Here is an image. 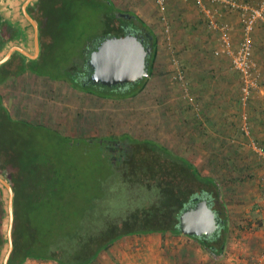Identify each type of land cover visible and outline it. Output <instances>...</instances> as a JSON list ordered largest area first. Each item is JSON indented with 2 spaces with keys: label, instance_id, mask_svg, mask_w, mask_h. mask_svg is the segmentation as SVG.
Wrapping results in <instances>:
<instances>
[{
  "label": "rangeland",
  "instance_id": "1",
  "mask_svg": "<svg viewBox=\"0 0 264 264\" xmlns=\"http://www.w3.org/2000/svg\"><path fill=\"white\" fill-rule=\"evenodd\" d=\"M248 1L257 3V0ZM38 8L40 16L37 18L44 29L43 51L37 64L42 72L33 73L37 77L18 79L14 84L20 90L5 92V95L14 118L42 125L22 134L15 151L22 159L26 157V161H30L27 166L31 176L24 182L29 184L32 199L36 200L33 203L28 199L30 201L19 208L18 215L23 216L22 211H25L22 221L31 223L34 238L43 243L40 251L52 256L57 253L51 250L55 243L54 247L60 248L63 256L74 255L75 250L88 243L86 235H92L96 243L101 240L99 229L109 224L108 217L121 226L120 216L125 209L134 214L147 204L153 212L158 210L160 200L152 199L146 190L142 193L144 201L136 202L133 207L129 205L131 198L137 195L130 189L129 182L123 180L126 173L120 171V165L116 164L119 160L114 157L122 154L125 145L139 152L148 151L146 142L150 141L169 147L176 155L193 163L203 176L218 181L221 196L214 206L222 212L223 220H227L222 230L225 250L243 247L252 227L247 221L250 217L242 218L251 214L253 221L262 222V214L257 210L260 203L264 206L260 185L250 178L256 170L264 174V162L251 145L246 152L242 150L243 157L237 159L243 161L238 162L231 154L232 147L213 146L215 141L204 143L202 138L195 140L199 138L200 128L194 127L187 113L188 104H192L191 93L186 80H178L169 50V54H161L153 75L145 81V90L133 99L98 100L73 89L71 82L81 83V76L87 71L82 67L100 37L115 35L109 34L115 28L112 17L107 16L112 11L101 0H41ZM29 47L31 54L36 55L35 40ZM10 48L8 46V50ZM93 87L102 88L97 84ZM19 125L18 129L23 130ZM128 135L136 143L130 139L122 141ZM146 157L133 154L131 159L143 162L148 160ZM51 173L55 174L57 182ZM49 184L55 187L51 189ZM2 198L8 208V192ZM39 198L43 203H37ZM158 217L164 215L159 213ZM8 226L9 214L6 234ZM121 239L123 252L131 245L133 260L141 264H230L222 257L225 252L218 259L201 243L193 245L192 240H186L181 234L155 232ZM150 247H154L153 253ZM195 249L208 261L191 259V263L188 254ZM251 261L250 258L247 264Z\"/></svg>",
  "mask_w": 264,
  "mask_h": 264
},
{
  "label": "crops",
  "instance_id": "2",
  "mask_svg": "<svg viewBox=\"0 0 264 264\" xmlns=\"http://www.w3.org/2000/svg\"><path fill=\"white\" fill-rule=\"evenodd\" d=\"M41 0H0V24L2 25L0 35L8 27L15 29V37L6 40L0 45V56L5 54L2 60L13 48H21L30 55L29 44L33 43L37 34H39V54L37 58L26 57L19 52L27 61H38L43 50L42 36L43 30L39 19L40 16L38 5ZM112 13L108 12V17L114 21L111 33L114 36H123L127 34L128 29H137L140 33H148L153 37L154 46L157 48L155 65L160 61L161 54L169 53L172 63L178 61L182 74L188 84V91L191 93V103L188 104L187 113H189L190 122L194 127L200 128V138L204 143H212L213 146L220 145L232 147V156L235 161L243 160L237 157H243L242 150L257 144L264 148V27L258 26L254 33V61L256 63L257 87L247 106L242 104V76L240 72L232 67V58L228 55L217 56L216 50L219 48L220 32L212 29L211 22L214 21L218 26H228L230 28L231 38L233 41V52H235L243 39L242 25L240 23V14L236 11L225 8L220 2H205L204 7H198L193 2L185 3L182 0H168L165 20L161 16L155 0H101ZM263 0H257L258 4ZM241 2L250 3L248 0ZM119 4V5H118ZM26 13L37 23L38 31L33 23L29 20ZM47 13L45 12L44 15ZM44 20V19H43ZM5 24V25H4ZM4 25V26H3ZM169 31L166 32V29ZM124 34V35H125ZM107 36V35H106ZM105 36V37H106ZM105 37L101 38L104 39ZM112 37V36H111ZM108 38V37H107ZM218 39V42H217ZM100 43V42H99ZM98 43V44H99ZM97 44V46H98ZM8 46L11 48L8 50ZM96 46V47H97ZM95 47V48H96ZM95 48L91 49L94 51ZM8 50V51H7ZM168 53V54H169ZM90 57V56H89ZM12 58V57H11ZM10 58V59H11ZM7 63V62H6ZM174 65V63H173ZM177 71V69H176ZM154 73V71H153ZM35 76L31 71L25 72L20 77L6 81L0 86V94L3 102L12 118L14 114L8 107L5 92L20 90L15 87L18 79ZM37 77V76H35ZM12 85V86H11ZM197 107L199 109H197ZM248 120H244V116ZM16 119V118H14ZM247 129L248 134H246ZM253 148V147H252ZM254 150V149H253ZM256 154V152H255ZM259 160L260 158L257 154ZM232 157V158H233ZM254 167V166H253ZM249 178V177H248ZM251 180L260 185L261 194L264 196V174L263 172L254 171ZM259 188V187H258ZM257 190V187H255ZM260 203L257 212L262 214V222L256 221L253 216H244L242 219L250 217L247 220L251 227V234L244 246L224 250V260L230 264H247L252 259L251 264H258L264 252V208ZM246 212L252 213L250 210ZM223 219V214L221 213ZM227 221V220H223ZM247 223V222H244ZM242 228V227H241ZM186 240H192L193 245L200 243L196 237L185 236ZM122 239L116 241L113 246L102 251L89 264H141L134 259V251H131V245L127 246V252H123L120 244ZM126 244V242H124ZM237 249V250H234ZM234 250V252H231ZM151 253L154 247H150ZM212 255V254H210ZM133 257V258H132ZM136 257V255H135ZM221 256H218L220 259ZM191 259H201L208 261L197 252L188 254ZM191 262V261H190ZM192 263V262H191ZM25 264H56L54 262H41L37 260H28Z\"/></svg>",
  "mask_w": 264,
  "mask_h": 264
},
{
  "label": "trees",
  "instance_id": "3",
  "mask_svg": "<svg viewBox=\"0 0 264 264\" xmlns=\"http://www.w3.org/2000/svg\"><path fill=\"white\" fill-rule=\"evenodd\" d=\"M135 30L137 29L135 28ZM14 31L15 29L13 30L8 27L3 33L12 39L15 37ZM4 41L0 39V45ZM155 47L156 45L154 46L152 56L148 59L150 76L153 75L156 60L157 48ZM40 61L41 57L38 61L34 62L27 61L26 58L18 53L14 54L7 63L0 66V86L6 81L20 77L27 71L35 74L41 73L42 71L39 70L37 65ZM88 61L89 58L85 61L82 70L89 68ZM145 81L114 88L100 85L102 88L94 89V83L81 80V83H78V85L71 82V87L86 92V94L98 100L121 102L127 99H133L143 92L146 88ZM18 124H20L19 127L21 126L23 130L18 129ZM40 126L42 125H34L24 120L12 118L0 94V173L9 181L15 193L14 250L10 256L9 264H25L31 259L41 262L50 261L57 264H89L102 251L110 249L116 241L125 236L155 232L182 234L179 226V217L189 206L194 204L193 199L195 197L201 199L208 196L212 204L216 205V199L219 200L221 196V186L217 180L203 176L193 163L184 157L176 155L169 147L150 141L146 142L148 151L139 152L137 148L134 150L133 147L125 145V150L122 152V154H125L124 158L119 159L116 164L120 165L121 172L126 173L123 174V180L129 182L130 189H133L136 193L135 195H137L131 198L129 205L133 207L136 202L140 203V201H144L142 193L146 190L152 199L155 197L157 200H160L161 207L159 206V209L153 212V208L145 204L141 212L137 210L134 214L131 213L132 210L125 209V212L120 216V219L123 220L121 226H118L119 223H115L110 217L107 218L109 224H103V229H99L100 241L96 243V240L90 234L85 236L88 241L85 246L88 247V250H84L85 246H83L75 250L77 254L75 253L73 255V253H68V256L65 257L63 256L64 252L61 253L60 248H55L54 246L56 244L52 242L53 246L51 250L53 249L57 253H52V256L47 255L40 251L43 243L39 239L36 240L34 238L31 223L22 221L25 216V211H22L24 212L23 216L19 217L18 215L19 208L29 202L30 200L28 199H31L33 203L36 200L35 198L32 199L33 195L29 191L31 189L29 184L24 182L29 175L31 176L30 167L27 166L30 161L28 159L26 161V157L22 159V156H18L15 151H17V144L22 140L20 139L23 137L22 134L30 133L34 131L33 128H39ZM126 139H130V141L136 143L129 135L124 136L122 141ZM5 147H7L6 150H4ZM136 150H138V153H136ZM133 154H145L147 155L145 159L148 160L136 162V160L131 159ZM134 164L138 166L135 167ZM21 172L25 176H22ZM52 175L50 176L56 181L55 174L53 175L54 177ZM50 176L46 177L45 181H48ZM49 185L51 189L55 187L54 184ZM2 196V187L0 186V264L3 263V258L8 249L6 239L8 209L1 200ZM37 203H43L42 199H37ZM159 213L163 214L164 217L159 218ZM151 220H154V222H150ZM226 225L227 223L225 221L221 224L218 238L209 241L202 237H196L195 239L201 243L205 250L213 255L219 256L224 251L225 242L222 236V230H224Z\"/></svg>",
  "mask_w": 264,
  "mask_h": 264
},
{
  "label": "water",
  "instance_id": "4",
  "mask_svg": "<svg viewBox=\"0 0 264 264\" xmlns=\"http://www.w3.org/2000/svg\"><path fill=\"white\" fill-rule=\"evenodd\" d=\"M29 20L38 31L37 23L26 13ZM153 41V37L148 34ZM39 34L36 37V55H30L21 48H13L2 60L0 66L10 60L14 52L37 58L39 54ZM153 54V44L147 46L144 41L133 33L123 36L105 38L91 53L88 66L91 69L90 82L108 88L124 86L141 82L150 77L148 59ZM2 194H9L8 214L9 226L6 234L7 252L2 264H9L10 256L14 250L13 228L15 221L14 199L15 193L12 185L0 175ZM3 199V198H2ZM195 201L198 198L194 199ZM180 231L185 236L210 238L218 231L216 212L210 207L207 200H200L197 205L184 211L180 217Z\"/></svg>",
  "mask_w": 264,
  "mask_h": 264
},
{
  "label": "built area",
  "instance_id": "5",
  "mask_svg": "<svg viewBox=\"0 0 264 264\" xmlns=\"http://www.w3.org/2000/svg\"><path fill=\"white\" fill-rule=\"evenodd\" d=\"M185 3L193 2L198 7H204L205 2H220L225 8L236 11L240 14V23L242 25L243 39L237 50L233 52V41L231 31L228 26H218L214 21L211 22L212 29L220 32L219 48L215 55H228L232 58V67L240 72L242 76V104L247 106L253 95L254 89L257 87L258 80L256 78V63L254 61V33L258 26L264 27V0L256 5L241 2V0H182ZM158 10L165 20L168 0H155ZM166 21V20H165ZM169 28L166 29V32ZM174 66L177 69V78L180 82H185V76L182 74L178 61H174ZM244 120H248V116H244ZM248 134L247 129H245ZM253 149L256 154L264 160V148L253 144ZM258 264H264V252Z\"/></svg>",
  "mask_w": 264,
  "mask_h": 264
},
{
  "label": "flooded vegetation",
  "instance_id": "6",
  "mask_svg": "<svg viewBox=\"0 0 264 264\" xmlns=\"http://www.w3.org/2000/svg\"><path fill=\"white\" fill-rule=\"evenodd\" d=\"M1 27H2V25L0 24V31H1ZM2 29H3V27H2ZM2 32H4V30L2 31ZM126 33H133V34H135V35H138L143 41H144V43L147 45V46H149V45H152L153 44V42H152V40L150 39V37L148 36V33H140V32H138L137 30H134V29H128L127 30V32ZM5 41L6 40H10L11 38L10 37H8L6 34L4 35V33H3V35H0ZM101 43V42H100ZM99 43V44H100ZM98 44V45H99ZM98 47V46H97ZM96 47V48H97ZM91 74H92V72H91V69H90V67L89 68H87V71L85 72V74H83V76H81L82 78V81H87V82H89L90 81V76H91ZM114 157H115V159L117 160H119V159H122V158H124V155L123 154H115L114 155ZM111 158H113V157H111ZM195 198H198V200L197 201H195L194 199ZM194 199H193V203L194 204H192L191 206H189L186 210H189V209H192V208H194L196 205H197V203L200 201V200H207L208 202H209V204H210V207L216 212V218H217V220H218V231L213 235V236H211L210 238H206V237H204V236H202V238H204V239H206V240H212V239H214V238H218V233H219V231H220V226H221V224H223L224 223V221H223V219H222V217H221V211L218 209V208H216V206H214L213 204H212V202H211V199H209V197L208 196H206V197H204V198H199V197H195ZM179 225H180V221H179Z\"/></svg>",
  "mask_w": 264,
  "mask_h": 264
}]
</instances>
